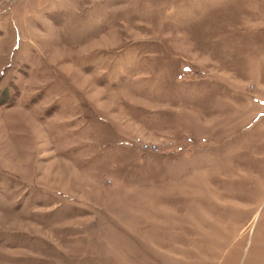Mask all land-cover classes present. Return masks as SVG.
<instances>
[{"label":"rangeland","instance_id":"1","mask_svg":"<svg viewBox=\"0 0 264 264\" xmlns=\"http://www.w3.org/2000/svg\"><path fill=\"white\" fill-rule=\"evenodd\" d=\"M0 264H264V0H0Z\"/></svg>","mask_w":264,"mask_h":264},{"label":"crops","instance_id":"2","mask_svg":"<svg viewBox=\"0 0 264 264\" xmlns=\"http://www.w3.org/2000/svg\"><path fill=\"white\" fill-rule=\"evenodd\" d=\"M134 185H143L145 187H148L144 182L142 184L134 183ZM153 200L156 199H154L152 194L150 195V193H131V212L128 216H126L131 220L129 225V227L131 228V234L137 232L142 233L143 230H145L144 226H147L149 220L153 222L154 218H156L152 214L155 213L153 212L154 206L151 209L150 206L148 207L147 205V203L152 202Z\"/></svg>","mask_w":264,"mask_h":264}]
</instances>
